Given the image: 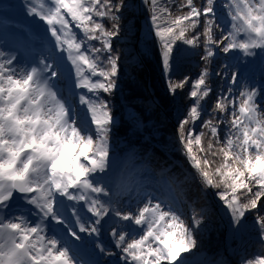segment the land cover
<instances>
[{
  "label": "snow or ice",
  "instance_id": "1",
  "mask_svg": "<svg viewBox=\"0 0 264 264\" xmlns=\"http://www.w3.org/2000/svg\"><path fill=\"white\" fill-rule=\"evenodd\" d=\"M141 2L165 74L172 72L179 44L198 50L204 61L176 133L191 178L216 190L237 224L255 212L264 237V87L237 93L229 87L216 95L209 82L218 51L264 52V0H227V29L217 0ZM129 7L128 0H33L28 13L53 38L48 54L17 67L16 55L0 50V264H82L67 240L48 234V221L68 223L63 214L69 207L76 228L68 232L77 241L78 232L99 237L102 222L113 221L111 236L123 264H189L183 254L196 247L199 214L186 221L175 203L155 198L138 180L121 181L114 191L97 180L110 167L114 121L101 94L117 88L121 55L115 45ZM65 58L74 87L82 90L78 100L87 120L79 119L58 84ZM189 79H169V91L175 95ZM230 81L236 85L237 75ZM177 180L166 181L170 191ZM133 192L135 209L116 206L121 195ZM17 196L37 210V222L12 214ZM80 207L91 217H83ZM96 247L105 252L102 244ZM244 264H264V250Z\"/></svg>",
  "mask_w": 264,
  "mask_h": 264
},
{
  "label": "trees",
  "instance_id": "2",
  "mask_svg": "<svg viewBox=\"0 0 264 264\" xmlns=\"http://www.w3.org/2000/svg\"><path fill=\"white\" fill-rule=\"evenodd\" d=\"M197 2L199 3V0ZM140 3L143 5L147 15L146 5L142 2ZM226 4L227 0H217L216 4V11L222 27L223 23L229 18ZM127 12H125V17ZM136 17L138 22L137 14ZM146 25L147 27L144 31H141L140 26L138 27L139 35L142 39L137 45L145 67L130 66L128 63L123 64L121 61L120 74L122 71L127 70V72H131L130 77L119 75L117 83L120 84V88L116 89L112 94H107L109 96L107 102L112 113L119 116V123L112 126L110 139L113 140L115 149L120 155L110 165L107 173L97 175V180L104 183L111 190L110 187L115 177L122 181H131L133 179L142 181L143 176L147 178L153 177V180L156 181L160 174L165 176V181L178 178L176 181L179 192L178 199L180 201H189L190 210L196 213L199 210L197 209L198 206L203 203L205 193H208L210 197L212 191L202 188L197 180L190 179L193 170L184 156L177 139L178 125L175 126L169 117L176 115L177 124L184 117L187 107L191 104L188 92L192 82H194L204 67L202 65L204 61L197 54L198 50H192L193 54L189 52L190 56L197 60L196 62L202 60L201 64L198 66L196 64L187 65L184 69L185 72H182V65L180 64L181 46L179 44V51L174 52L173 55L172 72L171 74H165L160 59L159 42L154 36L147 35V20ZM115 46L118 52L121 53L125 42L117 38ZM216 56H218L219 64L210 65L211 76L209 82L211 87L214 88L213 92L219 95L221 94L220 89L229 86L236 93L237 84L232 85L230 81L235 51L233 50L230 53L218 51ZM147 67L150 68V72L147 71ZM184 77L190 78L189 84L173 95L168 89V80H179ZM126 78L129 80L125 82ZM149 82L163 105V111L156 108L152 109L148 104L150 98L145 85ZM212 200L215 202L220 201L217 195ZM220 203L223 202L220 201ZM249 214L252 218L256 217L255 212ZM222 224L219 214H214L212 232L208 234L198 231L197 237L200 243L198 253L207 252L209 255L208 264H244L246 259L252 258L255 254H259L264 250V245L258 248V251H256L257 249L250 250V246L236 250L229 241L228 231ZM254 252L256 253L253 254ZM191 256L196 258L194 254H191Z\"/></svg>",
  "mask_w": 264,
  "mask_h": 264
},
{
  "label": "rangeland",
  "instance_id": "3",
  "mask_svg": "<svg viewBox=\"0 0 264 264\" xmlns=\"http://www.w3.org/2000/svg\"><path fill=\"white\" fill-rule=\"evenodd\" d=\"M0 2H1V6L3 3H8L9 5L12 6V15H14V13L17 12L15 15V18L16 17L18 19L23 18L26 21H32L33 24L35 25V27L37 28L36 32L39 29L41 31V34H39V36L42 39H45L47 41L46 42L47 47L51 48L53 46L52 45V39L53 38L51 37L50 33L47 31L46 24L43 21H41L39 19V17H33L27 11L28 6L30 5V3L33 2V0H0ZM140 2H141V0H138V1L128 0L130 7H129L127 15L125 17L126 23H125V26L123 28V32L121 34V37L118 38L119 40H122L125 42V46L121 50V53H120L121 61L123 62V64L128 63L130 66H132V65L141 66V64H143L142 55L139 53L138 48H137L138 47L137 45L141 42V39H142L139 35L138 27L140 26L141 31L146 30V27H147L146 20H147L148 14L147 15L145 14V10L143 8V5ZM136 14L138 15V18H139L138 22L139 23L137 22ZM228 20H229V18L223 23V28H225V29L230 27ZM35 35H36V33H35ZM180 46H181V48H180L181 49L180 50V54H181L180 55V64L182 65V67H181L182 72H185L184 69L186 68L187 65L196 64L198 66L201 64L202 60L200 62L199 61L196 62L197 60L193 59L190 56V53L193 54L190 46H186L183 44H180ZM234 51H236V53H237V58H236L233 66H232L230 77L233 74L237 75L238 83L236 85L237 87H236L235 92L236 93L239 92L245 86L253 87V88H259L258 81H257L256 77L258 76L259 73L264 72V70L259 71V70H256L255 68H252V67L254 65V57L255 56L262 57L263 62H264V52L257 50V54L255 56H245L242 52H240L238 50H234ZM217 58H218V56H215L211 64L218 65ZM243 61L246 62V66H247V68H249V70L246 74L244 72H242V69L237 70V69H239L240 64ZM220 64H221V62H220ZM202 65L205 66L204 62H202ZM142 67H145V66L142 65ZM69 69H70V64L67 62V60L65 58L63 63H62L61 76L58 78V83H59L61 88H64L65 86H67L69 89H71L73 94L79 96V94L82 92V90L76 89L74 87V75L72 73H70ZM147 69H148L147 71L150 72V70H149L150 68L147 67ZM130 73H131L130 71L127 72V70H124V71H122V73L120 75L123 77H130L129 76ZM128 80L129 79L126 78L125 82ZM119 88H120V84L117 83L116 89H119ZM227 88H229V86L223 87V89H221V91H220L221 94L226 93ZM145 89L148 91L149 94H153L154 89L152 87H150V89H149L147 87V84H146ZM212 89L214 90V88H212ZM88 95H91V94H88ZM101 98L107 100V99H109V96H107V93H102ZM78 112H79L78 117L80 120L83 119L82 117L84 114L87 115V118L89 117V114L87 113L86 108L83 105H80V104L78 105ZM112 114L114 117L113 125H116L119 123V116L115 115L114 113H112ZM171 118L172 117H170V119ZM172 121H174V119H172ZM109 144H110V165H112L114 163V161L118 159L120 153L115 149V145H114L113 140L110 139ZM151 179H153V178H151ZM190 179H192L191 175H190ZM159 180L164 181V176H162L161 179L157 178V181H159ZM172 188H174V190L177 191L174 186ZM113 190L114 189H112L111 191H113ZM210 190L212 191L210 193L211 198L208 196L209 195L208 193H205V195L203 196V199H204L203 203L201 204V207L203 206V208L199 209V211H198L199 212L198 213L199 218L201 219V224L199 227H195V225H193V230H194V233H195V236L197 239L196 247L191 249L190 252L183 254L184 256H186L188 258L189 264H208L209 255L207 254V252L198 253V251L200 249V243H199V240L197 238V234H198V230L205 232V233H211L212 232V230L214 228V213H217V211L219 209L222 212V220H223L222 225H224V227L228 231L229 239L231 240V242L234 246L241 247L242 245H245L246 243H249L252 245L255 242H256L257 246H262V241H264V237H262V235H261L259 225L256 223V217L252 218L250 216V214H247L246 217L244 218V220L240 224H237L233 220L230 211L227 209V207L223 203H220V201L215 202L214 200H212V198L216 197V190H214V189H210ZM133 194H134V192L126 195L125 197L130 199ZM125 197H124V195H121L119 198L120 204H118L119 206H117V205L116 206L121 207V206L125 205L124 206L125 208L135 209L136 203L135 202L132 204L130 203L129 206H127L128 204L125 203ZM183 206L186 208L187 211H189L190 217L188 218L189 221L188 220L187 221L191 222V215L194 212L190 210L189 205L186 202ZM262 214H264V213H262ZM100 232H102L103 235H105V229H103L102 227H100ZM110 232H111V230H110ZM249 237H251L250 240H249ZM107 238H110V234H109V236L107 235ZM110 242H111V238H110ZM112 242L115 243L113 238H112ZM108 252L113 253V255H108ZM191 254L196 255V258H193V256L191 257ZM116 260L121 261L120 264H123V260H122V257L120 255L119 249L113 245L107 247V256H106V258L102 259V264H114L116 262ZM99 261H101V258Z\"/></svg>",
  "mask_w": 264,
  "mask_h": 264
},
{
  "label": "bare ground",
  "instance_id": "4",
  "mask_svg": "<svg viewBox=\"0 0 264 264\" xmlns=\"http://www.w3.org/2000/svg\"><path fill=\"white\" fill-rule=\"evenodd\" d=\"M19 63V62H18ZM18 63H17V65H18ZM17 67H19V66H17ZM188 205H190V204H188ZM188 207V206H187ZM189 208H190V206H189ZM203 208V206L202 207H200V206H198V208L197 209H202ZM182 214H183V218L187 221L188 220V218L190 217L189 216V211H187L186 210V208L184 207L182 210L180 209L179 210ZM188 212V213H187ZM199 212H197V214H198ZM191 215V214H190ZM189 221V220H188ZM98 241L100 242V241H102V240H100V239H98ZM93 264H96V262H92Z\"/></svg>",
  "mask_w": 264,
  "mask_h": 264
},
{
  "label": "water",
  "instance_id": "5",
  "mask_svg": "<svg viewBox=\"0 0 264 264\" xmlns=\"http://www.w3.org/2000/svg\"><path fill=\"white\" fill-rule=\"evenodd\" d=\"M147 21H148V19H147ZM149 23V22H148Z\"/></svg>",
  "mask_w": 264,
  "mask_h": 264
}]
</instances>
